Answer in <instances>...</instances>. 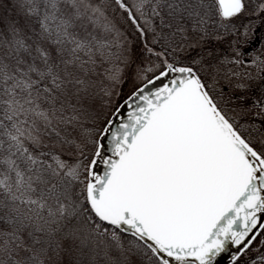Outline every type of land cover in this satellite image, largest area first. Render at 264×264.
I'll return each instance as SVG.
<instances>
[{"label":"snow or ice","instance_id":"1","mask_svg":"<svg viewBox=\"0 0 264 264\" xmlns=\"http://www.w3.org/2000/svg\"><path fill=\"white\" fill-rule=\"evenodd\" d=\"M117 6L0 0V264H264V0Z\"/></svg>","mask_w":264,"mask_h":264},{"label":"rangeland","instance_id":"2","mask_svg":"<svg viewBox=\"0 0 264 264\" xmlns=\"http://www.w3.org/2000/svg\"><path fill=\"white\" fill-rule=\"evenodd\" d=\"M92 2L98 3L102 6H106V11H107L109 17L118 26V28H120L121 31L132 41L133 51L134 52H140L142 50L143 41L139 38V33L135 29L132 21L127 18V12L119 9L118 6L113 8V5L115 4V0H92ZM125 2L127 4H129L130 7H132V11L135 15H137V19H140L139 14L136 13L135 7H133L135 0H125ZM140 23L142 25H144L145 22L143 20H140ZM157 30H159L158 27H157ZM257 32H258V28H257ZM153 35H154L153 32H148L149 43H151V38ZM213 43H215V41H213ZM153 46L155 47L156 45H153ZM205 47H208V45H205ZM219 47L221 49H224L226 47V45L224 42H220ZM199 50H200V44L197 42L195 44V46L193 47L192 51H190V52L181 51L178 53L181 56L182 55L186 56L188 59V58H191L194 53L199 52ZM144 58H147V57H144ZM252 71L255 72V68H253ZM125 74L127 76V79L125 80V82L122 85L119 86V88L121 89L120 96L119 97H116V96L112 97L113 104L110 107L113 110L115 107H117L119 105V101L122 100L124 98V96L127 95L130 92V90L132 89L133 82H134L133 75H132V68H128L126 70ZM152 74L153 73H151V72H149L147 74L149 79H151ZM253 83L256 85V88H258L261 81L256 80V81H253ZM136 86H138V84ZM237 94H239V91H237ZM41 135H42V133H41ZM253 135H257V134L254 133ZM42 137H43V135H42ZM43 140H44V143H46V140L44 139V137H43ZM254 142L257 143V145H259V137L258 136H257L256 141H254ZM56 149L59 151V150H61V147L56 146Z\"/></svg>","mask_w":264,"mask_h":264},{"label":"trees","instance_id":"3","mask_svg":"<svg viewBox=\"0 0 264 264\" xmlns=\"http://www.w3.org/2000/svg\"><path fill=\"white\" fill-rule=\"evenodd\" d=\"M154 23L157 25V26H159V19L158 18H156L155 20H154ZM158 29H159V27H158ZM155 47H159V45H156ZM170 51H171V49H169ZM175 55H177V56H179L181 59H187V57L186 56H181L178 52L177 53H175ZM97 103H100V101L99 100H97ZM42 135H43V137H44V139L46 140V143H44L41 147L42 148H56V146L57 147H61V145H59V144H54V143H52V140L54 139V136H50V135H47V134H44V133H42ZM29 147H33L30 143H29V145H28ZM34 150H39V149H35L34 148ZM57 150V149H56ZM58 151V150H57Z\"/></svg>","mask_w":264,"mask_h":264},{"label":"water","instance_id":"4","mask_svg":"<svg viewBox=\"0 0 264 264\" xmlns=\"http://www.w3.org/2000/svg\"><path fill=\"white\" fill-rule=\"evenodd\" d=\"M159 83H160V81H156V82H154V85H158ZM149 90H150V88H149ZM119 107H121L122 113L124 110H127V108L124 107L123 105H119ZM114 120H115V122L118 123V121H120V116L114 117ZM104 143H105V146H107V140L106 139H105ZM234 247L235 246H230L228 250L224 251L221 255H219L217 258L216 264H227V260L231 254V248H234Z\"/></svg>","mask_w":264,"mask_h":264},{"label":"flooded vegetation","instance_id":"5","mask_svg":"<svg viewBox=\"0 0 264 264\" xmlns=\"http://www.w3.org/2000/svg\"><path fill=\"white\" fill-rule=\"evenodd\" d=\"M127 111H128V109H127V110H124V111H123V114L126 115V114H127ZM118 122H119V121H118Z\"/></svg>","mask_w":264,"mask_h":264}]
</instances>
